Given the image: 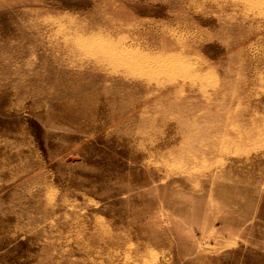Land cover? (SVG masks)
Listing matches in <instances>:
<instances>
[{
    "label": "rangeland",
    "instance_id": "1",
    "mask_svg": "<svg viewBox=\"0 0 264 264\" xmlns=\"http://www.w3.org/2000/svg\"><path fill=\"white\" fill-rule=\"evenodd\" d=\"M0 264H264V0H0Z\"/></svg>",
    "mask_w": 264,
    "mask_h": 264
}]
</instances>
